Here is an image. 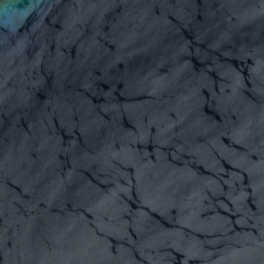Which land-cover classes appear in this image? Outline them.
Instances as JSON below:
<instances>
[{"label": "water", "instance_id": "1", "mask_svg": "<svg viewBox=\"0 0 264 264\" xmlns=\"http://www.w3.org/2000/svg\"><path fill=\"white\" fill-rule=\"evenodd\" d=\"M0 264H264V0H0Z\"/></svg>", "mask_w": 264, "mask_h": 264}]
</instances>
